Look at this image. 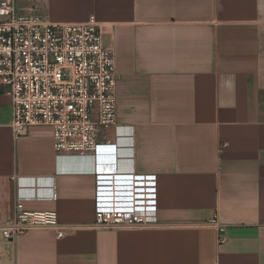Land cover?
I'll return each mask as SVG.
<instances>
[{"label":"crops","instance_id":"1","mask_svg":"<svg viewBox=\"0 0 264 264\" xmlns=\"http://www.w3.org/2000/svg\"><path fill=\"white\" fill-rule=\"evenodd\" d=\"M16 4L54 23L100 22L117 122L134 130L135 171L157 176V205L142 228L95 226L89 158L59 160L48 125L15 140L0 85V264H264V0ZM17 200L56 211L65 236L45 227L4 238Z\"/></svg>","mask_w":264,"mask_h":264},{"label":"built area","instance_id":"2","mask_svg":"<svg viewBox=\"0 0 264 264\" xmlns=\"http://www.w3.org/2000/svg\"><path fill=\"white\" fill-rule=\"evenodd\" d=\"M0 85L8 88L15 140L31 126L48 125L59 160L89 158L96 182L95 226L131 229L156 221L157 176L133 168L134 130L128 126L123 134L117 122L114 50L104 43L94 15L54 23L20 12L16 0H0ZM211 223L223 240L225 225L217 218ZM45 227L55 228L58 238L67 231L56 211H29L17 200L14 216L1 230L14 240Z\"/></svg>","mask_w":264,"mask_h":264}]
</instances>
